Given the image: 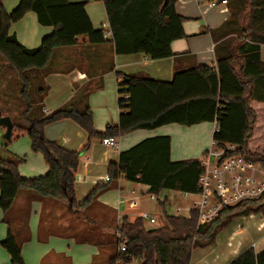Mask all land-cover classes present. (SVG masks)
<instances>
[{
    "label": "trees",
    "instance_id": "16d2710c",
    "mask_svg": "<svg viewBox=\"0 0 264 264\" xmlns=\"http://www.w3.org/2000/svg\"><path fill=\"white\" fill-rule=\"evenodd\" d=\"M98 1L106 7L117 54H145L155 60L178 57L172 44L186 37L184 22L187 19L177 11L179 0H168L166 4L165 0ZM227 1V20L208 31L216 42V63L176 68L169 81L145 74L118 72L121 78L118 105L122 112L118 122L108 124L105 132L97 131L94 126L89 103L91 89L86 86H75L74 96L63 106L49 113L44 110L49 91L44 71L51 65L54 51L78 45L81 36H86L91 45L109 40L105 29L94 27L86 10L87 2L21 0L10 12L0 5V54L18 73L21 83L18 96L23 106L19 121L11 118L9 112L4 114L14 122V131L27 132L32 151L41 153L49 167L45 175L23 177L19 167L24 158L4 157L0 153V208L8 212L18 194L29 190L40 197L66 203L74 213H86L120 178L148 185L149 192L163 207L166 223L149 229L143 218L123 216L110 235L113 247L107 264H132L134 261L191 264L196 248L214 245L218 235L239 217L251 214L264 217V195L257 200L224 206L215 220L205 223H200L196 211H192L190 218L168 214L165 210L167 200H159L162 191L199 193V179L203 174L200 157L172 159L169 135L146 138L122 150L118 161L108 165L109 180L99 182L82 202H78L75 173L80 165V153L44 134L46 126L72 119L86 131L87 149L93 140L117 139L135 130L217 121L219 130L213 134V139L219 146L237 145V152L264 166V154L249 148L257 119L250 103H264V61L261 58L264 0ZM30 11L37 14L41 25L54 28L43 38L40 47L34 49L25 47L10 33L11 25ZM92 235L77 234V240L80 243L99 240L98 233ZM121 238L126 243L125 252L120 251ZM1 244L11 256V264H24L21 248L11 230ZM228 264H264V250L257 254L250 247Z\"/></svg>",
    "mask_w": 264,
    "mask_h": 264
},
{
    "label": "crops",
    "instance_id": "0c3cea01",
    "mask_svg": "<svg viewBox=\"0 0 264 264\" xmlns=\"http://www.w3.org/2000/svg\"><path fill=\"white\" fill-rule=\"evenodd\" d=\"M20 1L0 0V5L10 12ZM83 1L87 2L86 10L94 27L110 31L104 3L98 0H70ZM212 1L221 3V0L178 1L177 11L187 19L184 22L186 37L172 44L173 52L178 55L176 58L155 60L145 54H117L111 36L99 45H91L86 36H81L78 45L56 49L51 65L44 71L45 82L49 87L44 101L45 112L49 113L69 102L75 94V86H86L91 89L89 103L94 126L97 131L105 132L108 124L118 122L122 112L118 105V83L121 80L118 72L145 74L169 81L176 68L186 69L201 63L215 64L216 42L208 31L220 27L227 20L229 8L228 4L210 7ZM53 30L51 26L41 25L33 11L26 13L10 27V33L30 49L40 47L43 38ZM261 58L264 61V45L261 46ZM0 69L4 71V68ZM5 87L6 80L0 75L2 116H5L4 111L9 110L8 105L12 104ZM250 105L256 111L257 119L249 148L255 153L264 154V103L251 101ZM9 116L12 118V114L9 113ZM214 127L215 122H203L193 126L169 124L154 130H135L116 139L119 144L117 149L106 147L101 139L93 140L90 148L85 149L88 135L72 119H63L46 126L44 134L50 140L61 142L65 148L80 153V165L75 173V190L77 201L82 202L99 182L106 183L109 180L108 165L111 161H118L122 150L146 138L169 135L172 138L173 160L199 158L210 148L208 139H213ZM26 160L27 163L19 167L23 177L42 176L49 170L41 153L31 150L24 162ZM140 187L149 191L148 185L120 178L86 213H74L64 202L40 197L29 190L21 191L8 212L0 208V264H11V256L1 244L9 230L21 248L24 264H75L67 256L71 254L72 244L86 245L93 249L95 254L91 264H105L101 256L104 251L112 250L113 238L110 235L115 227L123 216L136 215L133 212L121 213V209L135 202L138 190L144 192ZM178 192L185 195L184 192ZM152 217L158 221L156 215ZM78 227L83 229L79 228V232ZM82 232L98 233L99 240L95 243H80L77 234ZM250 247L257 254L264 250V217L261 214L236 219L218 235L214 245L196 248L191 264H228Z\"/></svg>",
    "mask_w": 264,
    "mask_h": 264
},
{
    "label": "built area",
    "instance_id": "2783aa9c",
    "mask_svg": "<svg viewBox=\"0 0 264 264\" xmlns=\"http://www.w3.org/2000/svg\"><path fill=\"white\" fill-rule=\"evenodd\" d=\"M220 4L227 5L228 1L221 0V3L212 1L210 7H218ZM105 36H111V31L106 30ZM218 130L219 125L215 121L214 133ZM0 136H2L1 132ZM102 144L113 149L119 147L117 140L113 137L103 138ZM237 149V145L234 144L221 147L217 141L212 139L210 148L200 157V164L203 168V174L199 179L201 192L185 193L186 196L195 197L193 205L179 207L177 216L190 218L192 211H196L200 223L210 222L219 216L224 206L257 200L264 195V166L248 160L242 153L237 152ZM183 210L188 214H181ZM140 217L151 224L157 223V219L149 213L140 214ZM126 250L125 240L121 238L120 251L125 252Z\"/></svg>",
    "mask_w": 264,
    "mask_h": 264
},
{
    "label": "rangeland",
    "instance_id": "374dc122",
    "mask_svg": "<svg viewBox=\"0 0 264 264\" xmlns=\"http://www.w3.org/2000/svg\"><path fill=\"white\" fill-rule=\"evenodd\" d=\"M0 67L4 68V71L0 69V75L6 80V90L8 91L9 101H11L12 104L8 105L9 110L7 109L4 111V113L9 112L12 114V117L14 119H17L19 121V117L22 110V102L19 98V91L21 88V83L19 81V76L17 71L9 66L7 61L4 59V57L0 54ZM6 67V68H5ZM11 86V90H10ZM120 97V96H119ZM121 97H123L121 95ZM6 107V106H5ZM4 107V108H5ZM3 106H0V113L2 111ZM6 128L4 126H0V132L2 133V136H0V153L4 157H14V158H28V153L31 152V139L29 135L26 132H20V131H14L13 138L11 140H6L3 138V134L5 133ZM212 137H213V131H212ZM209 145L211 146L212 138L208 139ZM201 157V156H200ZM27 163V160L23 162V165ZM143 189V187H140ZM108 193H113V191H109ZM137 199L135 202L133 201L132 204L128 203L127 206L124 209H121V213L123 212H129L134 213L137 215V213H149L151 216L156 215L158 217V221L156 224H151L148 220H145L146 226L149 229H152L153 227H158L166 223L164 215H163V207L158 203L157 197L154 194H151L149 191L141 192V190L137 191ZM167 198V203L165 205V210L170 215H176L177 209L179 207L184 208L185 206H192L193 201L195 199L192 195H184L182 193H179L178 191H172V190H164L159 196L160 201H165ZM113 200V199H112ZM131 210V211H128ZM181 214L187 215L188 212L183 210ZM134 215L133 217H138ZM140 217V216H139ZM81 227H78V231L80 232ZM83 228H81L82 230ZM83 233V232H82ZM91 233V232H88ZM93 234L92 237L95 236V232L91 233ZM87 236V235H82ZM69 253V250H67ZM70 258H72L73 262L75 264H91L94 260V252L93 249L86 245H80V244H72L70 247ZM195 254V253H194ZM111 255L110 251H104L101 258L103 262L106 264L108 261L109 256ZM194 255V263L195 262ZM132 264H140L138 261H134Z\"/></svg>",
    "mask_w": 264,
    "mask_h": 264
},
{
    "label": "water",
    "instance_id": "95a60500",
    "mask_svg": "<svg viewBox=\"0 0 264 264\" xmlns=\"http://www.w3.org/2000/svg\"><path fill=\"white\" fill-rule=\"evenodd\" d=\"M168 0H165V4ZM0 126H4L6 128L5 133L3 134V138L6 140H10L13 136L14 131V123L9 116H2L0 114Z\"/></svg>",
    "mask_w": 264,
    "mask_h": 264
}]
</instances>
